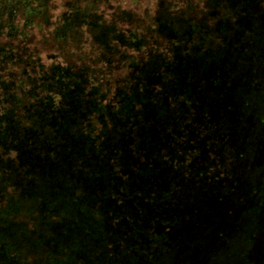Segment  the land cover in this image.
<instances>
[{"label": "trees", "instance_id": "1", "mask_svg": "<svg viewBox=\"0 0 264 264\" xmlns=\"http://www.w3.org/2000/svg\"><path fill=\"white\" fill-rule=\"evenodd\" d=\"M131 77L162 89V120L141 114L127 168H89L125 149L111 124L26 132L46 86L109 99ZM1 150L0 264H264V0H0Z\"/></svg>", "mask_w": 264, "mask_h": 264}, {"label": "rangeland", "instance_id": "2", "mask_svg": "<svg viewBox=\"0 0 264 264\" xmlns=\"http://www.w3.org/2000/svg\"><path fill=\"white\" fill-rule=\"evenodd\" d=\"M186 5V4H185ZM183 5V8H187V5ZM185 6V7H184ZM140 10H143V13L147 12V14L152 15L154 9H152L151 5H141ZM133 39V38H132ZM138 44V45H135ZM156 44V45H155ZM152 45V49L154 54L158 53V46L161 44L160 42L156 41V43ZM131 46L138 47L140 43L138 40L135 42L130 43ZM152 70L154 68L152 67ZM151 70V71H152ZM147 71V70H145ZM57 73L59 71L57 70ZM145 79L149 80L150 76L147 73H143ZM72 81L65 80V84H57V94L59 92L62 93L63 99L59 101L57 99V95L55 98L50 97L51 90L54 86H46L44 90L38 95L32 97V100L29 104L34 102V107L30 109L28 113H24L22 116L25 117L26 114V121L24 120V125H28L26 127V132L32 134L33 130L36 128V124L44 122L47 117H51L52 119L62 118L63 116L67 115L69 117H76L74 118V124L83 125L82 122H85V126L81 127V130L88 129L89 132L92 134H98L104 131L105 137H109V132L111 131L110 124L113 126L112 130L116 131L118 135H115L117 138L112 142L113 144L116 141L121 140V143L124 144L123 151H116L112 147L113 150L107 149L106 143L101 144V146L94 151H90L88 153L89 157L93 159L91 162L88 163L90 169H95L101 167L105 169L103 165L107 163L111 165L112 169L117 168H127L128 163L130 160H136L138 157V143H140V134L146 130L145 127L141 129L137 127L139 124L140 116L143 114L144 117L148 116L149 110L153 107L154 109V119L155 122H158L161 119V115L158 111L159 99L161 98V90L159 86H154L152 89H147L145 86L141 87L136 84V80L133 81V77L130 80L120 81L119 83V91H117L116 97L107 98V95L101 94L98 89H93L91 91H87L85 84L79 83L74 84L71 83ZM108 103L106 106L103 104ZM175 114H177V108H171ZM99 115V122L101 125L92 126L86 125L91 119L94 120L95 116ZM172 117V115H170ZM132 120H137L135 125L131 126L130 122ZM139 120V121H138ZM112 121V123H111ZM28 122V123H27ZM109 122V123H108ZM87 126V127H86ZM86 128V129H85ZM91 128V129H90ZM38 131V130H37ZM79 131V129H78ZM144 135V134H143ZM113 151L115 154L113 155ZM94 153L95 154L94 156ZM3 151L0 152V157L3 159ZM113 155V156H112ZM112 156V157H111ZM9 160V159H8ZM7 160V161H8ZM62 162V160H61ZM147 169V168H146ZM144 170V172L146 171ZM137 168L132 170V175L135 174ZM0 174H3L2 170ZM10 177V176H9ZM131 177V175L129 176ZM57 182L58 179H54ZM15 190L13 187L6 186L4 187L0 183V195L4 196L1 199V224H5L7 213L10 210L9 205L11 206L9 200L7 199L9 196L14 195ZM6 213V216L4 214ZM21 215H24L23 212ZM5 226V225H4Z\"/></svg>", "mask_w": 264, "mask_h": 264}]
</instances>
